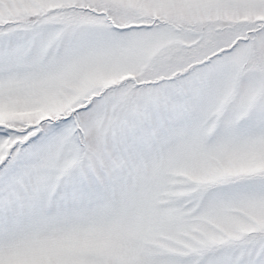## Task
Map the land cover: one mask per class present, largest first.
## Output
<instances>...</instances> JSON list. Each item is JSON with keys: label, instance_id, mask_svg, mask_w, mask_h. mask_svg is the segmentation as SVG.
<instances>
[{"label": "snow or ice", "instance_id": "snow-or-ice-1", "mask_svg": "<svg viewBox=\"0 0 264 264\" xmlns=\"http://www.w3.org/2000/svg\"><path fill=\"white\" fill-rule=\"evenodd\" d=\"M0 264H264V0H0Z\"/></svg>", "mask_w": 264, "mask_h": 264}]
</instances>
